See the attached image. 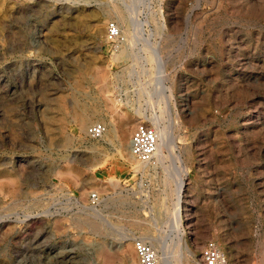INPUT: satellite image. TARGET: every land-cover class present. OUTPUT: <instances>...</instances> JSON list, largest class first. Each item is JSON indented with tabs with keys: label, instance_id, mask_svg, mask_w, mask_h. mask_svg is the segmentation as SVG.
<instances>
[{
	"label": "rangeland",
	"instance_id": "374dc122",
	"mask_svg": "<svg viewBox=\"0 0 264 264\" xmlns=\"http://www.w3.org/2000/svg\"><path fill=\"white\" fill-rule=\"evenodd\" d=\"M142 120L171 137L145 164ZM137 238L264 264V0H0V264H137Z\"/></svg>",
	"mask_w": 264,
	"mask_h": 264
},
{
	"label": "built area",
	"instance_id": "2783aa9c",
	"mask_svg": "<svg viewBox=\"0 0 264 264\" xmlns=\"http://www.w3.org/2000/svg\"><path fill=\"white\" fill-rule=\"evenodd\" d=\"M107 42L115 47L119 42L120 33L115 22L107 24ZM116 48V47H115ZM106 126L101 122H94L85 129V135L90 139L101 137ZM159 137L156 128L147 121L138 122L131 132L129 140L130 155L141 163H151L154 159ZM91 204H97L100 200L96 192L88 195ZM133 249L137 257V264H158L159 257L156 251L147 242L140 238L134 239ZM201 264H233L226 254L218 247L215 241L208 240L200 251Z\"/></svg>",
	"mask_w": 264,
	"mask_h": 264
},
{
	"label": "bare ground",
	"instance_id": "6f19581e",
	"mask_svg": "<svg viewBox=\"0 0 264 264\" xmlns=\"http://www.w3.org/2000/svg\"><path fill=\"white\" fill-rule=\"evenodd\" d=\"M120 26V25H119ZM99 29V28H98ZM99 30H102V29H99ZM120 31V27H118V32ZM120 33V32H119ZM122 33V32H121ZM121 39V38H120ZM124 39V38H123ZM121 42V41H120ZM155 121V120H154ZM156 122H154V124H155ZM157 124V123H156ZM155 126V125H154ZM122 127H126V128H128L129 129V126L128 125H124V126H116L115 125V129H116V132H117V137L119 138V139H121V129H122ZM155 128H156V130H157V133H158V137H159V140H158V143H157V147H156V151H155V154H154V156H155V161H156V157H159V155H160V150L162 151H166V150H168L169 149V147H170V145H171V137L169 136V132L168 131H166L165 129H161V130H159V126L158 125H156L155 126ZM104 134H106V130H105V132H104ZM103 134V135H104ZM174 147V146H173ZM128 149H129V146H128ZM155 161H154V163H155ZM140 164H142L141 162H140ZM138 165V167L140 168L142 165ZM145 164V163H144ZM137 165V164H136ZM95 209H96V207L95 206H92V208H90V210L91 211H94L95 212ZM153 248V247H152ZM154 249V248H153ZM102 252V253H101ZM101 254L103 255V252H104V250H101ZM105 252H107V251H105ZM157 253V252H156ZM106 254V253H105ZM158 255V254H157ZM104 256H107V255H104ZM111 257V256H110ZM159 257V256H158ZM123 264H126L125 262H123ZM158 264H160V259H159V263Z\"/></svg>",
	"mask_w": 264,
	"mask_h": 264
}]
</instances>
